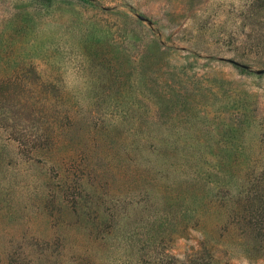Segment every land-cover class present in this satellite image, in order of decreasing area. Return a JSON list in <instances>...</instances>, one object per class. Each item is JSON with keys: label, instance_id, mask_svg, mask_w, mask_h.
I'll list each match as a JSON object with an SVG mask.
<instances>
[{"label": "rangeland", "instance_id": "obj_1", "mask_svg": "<svg viewBox=\"0 0 264 264\" xmlns=\"http://www.w3.org/2000/svg\"><path fill=\"white\" fill-rule=\"evenodd\" d=\"M0 264H264V0H0Z\"/></svg>", "mask_w": 264, "mask_h": 264}, {"label": "water", "instance_id": "obj_2", "mask_svg": "<svg viewBox=\"0 0 264 264\" xmlns=\"http://www.w3.org/2000/svg\"><path fill=\"white\" fill-rule=\"evenodd\" d=\"M88 1H91V0H88Z\"/></svg>", "mask_w": 264, "mask_h": 264}]
</instances>
